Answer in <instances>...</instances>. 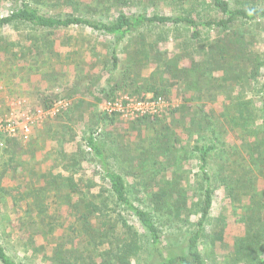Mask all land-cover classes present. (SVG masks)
<instances>
[{"label":"trees","instance_id":"1","mask_svg":"<svg viewBox=\"0 0 264 264\" xmlns=\"http://www.w3.org/2000/svg\"><path fill=\"white\" fill-rule=\"evenodd\" d=\"M140 1L145 3L143 9L130 13L124 10L132 8L127 0H102L110 11L108 20H92L78 13L77 5L68 14L48 16L24 2L0 20V27L23 23L48 33L84 29L114 43L132 37L134 44L124 57L116 51L108 56L112 66L102 71L98 53L88 61L89 53H85L82 59L80 42L66 56L69 64L76 62V56L92 67L99 65L87 75L90 88L73 90L71 86L64 97H44L41 107L49 109L60 99L79 97L66 113L73 105L88 109L89 115H80L88 116L87 125H93L82 139L72 127L68 132L51 131L55 143L46 168L40 166L38 172L29 168L31 175L23 163L13 164L17 158L22 160L23 140L6 141L11 157L3 165L0 192L12 199L16 232L27 234L21 235V244L52 264H264V51L257 47L256 37L249 40L246 34L231 30L238 21L264 25V0H235V4L231 0H181L191 5L179 15L158 9L166 0ZM181 27L188 34L180 50L161 49L160 44L170 40L176 45L179 38L171 39L168 31ZM71 36L63 37L67 46H71ZM189 58L192 65L186 67L184 61ZM127 84L139 93L165 99H171L176 88L183 102L160 117L132 121L127 129L138 132L133 140L128 139L130 133L112 140L110 133L106 138L114 146L107 148L99 141L104 134L99 120L98 125L95 122L94 102L84 97L91 94V100L102 103L124 94ZM247 93L258 99L245 98ZM99 117L109 126L125 121L101 111ZM148 130L155 135L146 136ZM227 132L238 142L231 144L228 156L223 148L224 156L218 157L222 152L215 141ZM205 136L215 141L200 145ZM190 153L200 163L196 176L201 196L195 223L190 224L193 228L184 229L177 226L191 216L190 179L178 172ZM212 157L219 158L213 175L209 170ZM119 159L128 163L127 174L139 189L152 186L154 210L130 197ZM167 170L170 175L165 174ZM219 189L229 207L221 213L219 229L210 236L207 228ZM205 241L211 247L208 255L202 252ZM27 263L16 261L0 243V264Z\"/></svg>","mask_w":264,"mask_h":264},{"label":"rangeland","instance_id":"2","mask_svg":"<svg viewBox=\"0 0 264 264\" xmlns=\"http://www.w3.org/2000/svg\"><path fill=\"white\" fill-rule=\"evenodd\" d=\"M74 1L76 4L68 2L65 3L64 0H0V20L3 17L8 16L12 11L20 8L24 2L30 7L40 9L42 14L48 16L54 14H68L70 13V7L77 5V8L81 9V11L78 13H82L85 16L87 15L92 20H108L111 17L108 7L104 5L102 0ZM127 1V6H131L132 8L125 7L124 10L130 13L140 12V10H142L145 6V3H143V1L141 2L140 0ZM231 1L234 4L236 3L235 0ZM190 5L191 4L187 2L184 3L181 0H166L160 4L158 9H164L167 12H172L174 15H179L185 10H188ZM261 6L264 8V1H262ZM231 30H237L240 34H246L249 40L252 39L250 37H256V39H259L257 47L260 48L261 51H264V25L238 21V23L232 27ZM168 32V36L171 39L179 38V40H177L176 45L173 40H170L165 45L160 44V48L172 53L178 49L180 50L179 44L181 45L182 41L187 38V31L181 27L180 29L170 30ZM69 35H72L71 46H67L63 43V37H68ZM78 42H80L84 51V53H80L82 59L85 57V53H89V55H87V61L92 56L95 57L94 55L97 53L99 54L98 59H100V62H102V64L100 63L101 67L99 68L101 71L112 66L113 60H109L108 56H110L114 51L117 52L118 57H124L127 51L134 46L132 37H129L125 42L114 43V41L103 39L94 31L91 32L84 29L66 33L62 31L48 33L47 31H36L32 29L31 26L23 23H13L6 27H0V85H2L4 88L3 94L0 95L1 113L5 114L6 117H11L12 115H10V113L13 107L12 103L17 100H21L25 101L24 105H20L18 107V110H20L21 113L30 112L32 115L37 116H39L40 113L44 114L41 118H38V126L33 129L31 138L27 142L22 141L24 150V154L21 157L22 160L17 158L13 163L18 165L23 163L21 165L27 166L26 169H28L27 171L31 175L32 172L29 168H32L34 172H38L41 167L44 169L46 168L47 164L50 163L47 161V159H50V153H52L50 149L53 148L52 146H54L55 143V141L52 139L55 137V135L51 133V131L68 132L67 128L72 127L74 130H77L80 133V137L82 139L88 136L89 129H91L93 125H87L90 123V121L88 122V116L85 117L84 114L80 115L83 112H87V115H89L88 109H76L73 105L72 111L66 113V111L71 106V103L74 104L77 102L79 97H75L73 100L66 101L69 106H67L65 109H56V103L63 99L56 101L49 109L41 107V102L44 97H50L54 95L64 97L68 91H71V86L73 87V90L90 88V80L87 75L91 73V71L96 72L94 69L97 70L99 65L92 67V64L89 65L83 61L80 62L81 57L77 58L76 56H73L74 61H76L73 62L74 64H69V62L66 61V56L69 53L71 54V51H76V44ZM68 60H70V58H68ZM184 64L186 67H191L192 60L189 58L184 61ZM122 66L123 64L121 63L120 67ZM120 70L119 72H121ZM119 72L117 76L119 75ZM76 81H79V86H77ZM23 85L25 88H23ZM125 87L126 94H131L134 96H140L144 94L143 92L139 93L136 91L135 87L133 85L131 86V84L129 86L127 84ZM172 92L171 99H167L170 104L168 107L169 109L177 108L183 102L181 99V94L176 92V88L172 89ZM91 97V94H89L84 98L86 101L90 100L91 102H94L92 110H94L96 119L95 122L98 125L97 120H99L100 132L104 134V136H101L102 139L99 138V141H101L102 144L106 145L107 148H112L114 146V142L106 138V136L110 133H112V135H110L113 137L112 140L119 139L120 134L123 135V133H130V137H132L131 139L128 138L129 140H133L134 137L137 136L138 132L127 129L128 126L134 124L130 120L124 119L125 121H118L114 126H109L107 122H103L102 118L99 117V112L101 111L100 105L103 102L96 103L95 101L91 100ZM253 97L254 96H252L251 93H247L245 98L253 99L255 101L258 99ZM145 134L146 136L152 137L155 135V131L148 130ZM218 136L220 137H217L216 141L210 136H205V139L200 141V145L208 146L210 143L215 141L222 152V154L218 157L224 156L223 153L225 150L222 151L223 148L226 149L225 154L228 156L230 149L229 147L232 143L233 145L236 144L238 140L235 139V136H230L229 132H227L225 135L220 134ZM13 140L20 141L21 139ZM192 145H194V143ZM10 157L11 155L6 151V148H0V176L4 170V163H7ZM216 159L218 162L219 158ZM216 159L213 157L211 159L209 170L212 175L213 171L215 172L217 169ZM118 161L119 164L125 168L124 175L127 184L131 189L130 197L136 201V203L143 201L149 210H154V205L151 201L153 192H151L152 186L149 188L143 186L141 189H139L138 185L134 183V178L132 175L127 174L129 171L127 169L128 163H125L120 159ZM199 164L200 163L198 161L197 155H192L190 153L188 154V157H186V160L183 161L178 172L184 177L183 179H190L188 182L189 186H187V191L189 192L188 195L192 200L190 202L191 216L187 222H185L186 220L179 222L177 226L178 228H193L190 224L195 223L194 219L197 211V203L201 196V192L199 190L201 183L199 182V177L196 176V172L200 174ZM87 173V175H89V172ZM170 173L171 172L168 170L165 171L166 175H170ZM143 175L146 180L150 179L147 177L149 175L148 173H144ZM137 181H139V178H137ZM216 193L219 195V198L215 200L207 228V232L210 233V236H213V233L219 229L220 218L222 217L221 213L223 210L225 211L227 209L226 206H228L226 202L227 199L222 194V191L219 189ZM12 209V199L9 198V196L8 198L7 196L3 197V192H0V243L5 244L8 254L16 261L26 260L28 261L27 264H52L43 260L41 258L42 256L40 255L41 253L33 256L31 250L27 248L26 245L21 244V235L24 238L25 234L22 231H20V233L16 232L18 220ZM21 209L23 210V207H21ZM235 218L237 217H234L233 219ZM6 227H9V229ZM238 227H240L239 224L235 225L234 227L237 232L239 230ZM169 233H172V231L170 230ZM25 236H27V234ZM172 237L173 236H170L171 239ZM206 244L207 245L202 246V252L208 255L211 253V247L207 242Z\"/></svg>","mask_w":264,"mask_h":264},{"label":"built area","instance_id":"3","mask_svg":"<svg viewBox=\"0 0 264 264\" xmlns=\"http://www.w3.org/2000/svg\"><path fill=\"white\" fill-rule=\"evenodd\" d=\"M4 92V88L0 85V95ZM25 101L17 100L12 103L11 117H6L1 113L0 109V148H6L8 139H21L28 141L31 138L32 131L38 126L39 116L32 115L30 112L21 113L18 110L20 105H24ZM56 109H65L68 103L60 100L56 103ZM170 106L167 99L161 96H155L150 93H144L140 96L131 94H119L117 97L106 100L100 105L103 114L119 115L122 119L134 121L141 117H160ZM23 116V117H21Z\"/></svg>","mask_w":264,"mask_h":264},{"label":"crops","instance_id":"4","mask_svg":"<svg viewBox=\"0 0 264 264\" xmlns=\"http://www.w3.org/2000/svg\"><path fill=\"white\" fill-rule=\"evenodd\" d=\"M23 86H24V85H23ZM23 88H25V86H24Z\"/></svg>","mask_w":264,"mask_h":264}]
</instances>
